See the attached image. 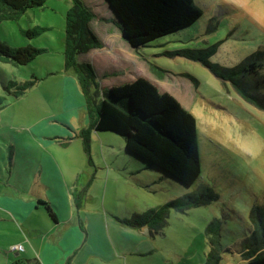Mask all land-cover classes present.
Segmentation results:
<instances>
[{"label":"rangeland","instance_id":"374dc122","mask_svg":"<svg viewBox=\"0 0 264 264\" xmlns=\"http://www.w3.org/2000/svg\"><path fill=\"white\" fill-rule=\"evenodd\" d=\"M193 2L202 12L195 24L134 50L121 38L118 20L104 0H83L93 13L89 26L101 42L100 48L90 50L91 61L98 74L110 72L107 80L98 83L99 89L109 90L142 79L160 96H168L177 106L173 108L175 116L185 114L194 135L193 157L185 155V159L199 168L194 181H185L181 175L150 166L149 161L128 151L120 136L92 132L93 160L103 159L102 147L103 151H110V179L114 181L111 179L110 184L116 185L108 189L107 198L123 212L138 214L201 187L211 188L218 196L206 205L171 211L161 235L151 236L144 228L151 251L136 257L123 255L121 264H204L212 238L206 229L213 221L218 228L215 239L218 238L221 250L219 264H241L240 245L251 240L256 231L261 232L260 222H264V111L245 102L229 83L214 77L201 63L163 55L216 45L210 63L225 68L238 65L258 49H264V0ZM69 8V0H46L43 8L29 9L17 21L0 24V42L12 48L30 45L46 50L27 66L0 62V96L6 104L0 110V197L8 188L3 183L6 178L16 177L10 165L11 151L29 153L27 158L31 159V151H40L39 138L34 133L41 126L48 125L53 134L62 132L57 134L61 141L50 148L52 151H82L80 141L62 145L64 138L71 135L70 129L47 119L60 115L67 120L77 113L72 123L78 128L83 118L89 122L92 117L87 110L81 115L78 108L65 112L62 108L61 94L67 76L63 69L64 16ZM34 27L48 29L31 40L21 35V30ZM69 73L75 81V75ZM32 77L38 79L36 84L17 99L2 88V82L22 83ZM70 91L72 87L68 88V96L75 95ZM16 161L21 166L24 159L19 154ZM145 163L150 167L144 169Z\"/></svg>","mask_w":264,"mask_h":264},{"label":"trees","instance_id":"16d2710c","mask_svg":"<svg viewBox=\"0 0 264 264\" xmlns=\"http://www.w3.org/2000/svg\"><path fill=\"white\" fill-rule=\"evenodd\" d=\"M46 0H0V24L3 21H17L27 10L43 8ZM113 10L123 36L133 49L146 47L148 44L177 33L195 24L202 16L201 10L193 0H105ZM70 8L65 13L63 69L72 72L80 87L85 107L95 120L86 129H82L79 138L83 151L87 156L90 152V135L95 133H112L120 136L126 143V148L138 155L150 166L163 168L181 175V179L194 181L199 173L196 163L185 159L192 158L193 132L189 131L185 114L175 116L173 102L168 96H160L156 90L142 79L135 80L109 90L99 89L96 73L91 64L78 62L80 55L101 47V42L91 30L89 24L93 13L82 0H69ZM48 28L34 27L20 31L28 40L39 36ZM216 45L204 49H180L164 52L168 57H182L199 62L205 66L214 77L224 83H229L235 92L247 103L264 111V49L247 56L232 68L221 67L209 62L215 53ZM44 49L25 47H9L0 42V62L14 67L27 66L36 57L44 53ZM152 69H156L151 66ZM192 82L195 80L189 77ZM37 78L22 83L13 81L2 82L5 93L17 99L32 88ZM4 97L0 96V110L6 105ZM186 124V126H185ZM12 147V146H11ZM12 153V151H11ZM10 153V154H11ZM190 163V165H189ZM146 164V163H145ZM150 166L144 165V169ZM186 181V180H185ZM85 188L78 194L79 205ZM218 196L209 187L187 193L167 203L150 208L142 213L131 214L127 218L117 220L122 226L134 231L147 228L149 234L161 235L168 223L171 211H186L191 207L209 204ZM43 205L50 218L54 215L49 206ZM260 211H258V215ZM217 222L213 221L206 231L212 235L211 250L204 264H219L221 250L218 249ZM261 232L256 231L251 240H245L240 245L241 264H264V222H260ZM259 233V236L256 235ZM15 246V245H14ZM10 246L8 252L10 251ZM22 247V245H21ZM23 251V247H22ZM16 252V253H21ZM256 252H258L256 254ZM14 253V252H12ZM21 263V260L15 264Z\"/></svg>","mask_w":264,"mask_h":264},{"label":"crops","instance_id":"0c3cea01","mask_svg":"<svg viewBox=\"0 0 264 264\" xmlns=\"http://www.w3.org/2000/svg\"><path fill=\"white\" fill-rule=\"evenodd\" d=\"M90 52L78 56V62L91 64L93 53ZM91 65L99 84L107 80L109 71L98 74L94 64ZM69 72L65 71L67 76L61 94L63 112L78 108V113L83 115L86 111L84 99L77 80L69 77ZM69 87L73 88L70 93L75 95H67ZM76 114H71L73 116L67 120L60 115L47 118L70 129L71 135L64 138L62 145L80 141L76 135L95 120L93 115L89 122L83 118L76 128L72 123ZM34 134L39 138L37 146L40 151H31V159L27 158L29 153L22 155L20 151H12L10 165L16 177L13 180L9 176L3 182L8 188L0 197V264H15L19 260L21 263L18 264H121L123 255L136 257L151 251L143 229L134 231L117 221L133 213L123 212L119 205L107 198L108 189L116 185L110 184V151H103L102 147L103 159L96 162L91 140L87 156L81 141L82 151H52L50 148L61 141V137L53 134L48 125L41 126V130ZM92 137L91 133L90 139ZM43 139L54 142L50 144ZM19 154L24 159L21 166L16 161ZM73 156L79 158L72 159ZM105 167H108L106 172ZM118 177L116 181L121 182ZM84 188V196L77 205L78 193ZM38 200L49 206L54 219L43 205L37 204ZM14 245H22L23 251L8 252V248Z\"/></svg>","mask_w":264,"mask_h":264},{"label":"built area","instance_id":"2783aa9c","mask_svg":"<svg viewBox=\"0 0 264 264\" xmlns=\"http://www.w3.org/2000/svg\"><path fill=\"white\" fill-rule=\"evenodd\" d=\"M10 251H12V252H20V251H22V247H21V245H15V246H12L10 248Z\"/></svg>","mask_w":264,"mask_h":264},{"label":"water","instance_id":"95a60500","mask_svg":"<svg viewBox=\"0 0 264 264\" xmlns=\"http://www.w3.org/2000/svg\"><path fill=\"white\" fill-rule=\"evenodd\" d=\"M105 1V0H104ZM106 2V4L108 5V7L111 9V7L109 6V4H108V2L107 1H105ZM112 10V9H111ZM113 11V10H112ZM114 13V12H113ZM120 32H121V38L123 39V40H125L126 42H127V40L124 38V36H123V31L120 29ZM128 43V42H127ZM129 44V43H128ZM130 45V44H129ZM131 47V46H130ZM132 48V47H131ZM133 49V48H132ZM135 50V49H134Z\"/></svg>","mask_w":264,"mask_h":264}]
</instances>
